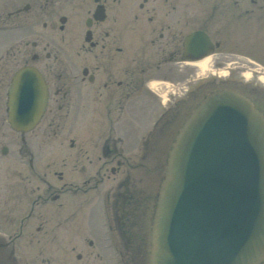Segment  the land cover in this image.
<instances>
[{
    "label": "flooded vegetation",
    "instance_id": "obj_1",
    "mask_svg": "<svg viewBox=\"0 0 264 264\" xmlns=\"http://www.w3.org/2000/svg\"><path fill=\"white\" fill-rule=\"evenodd\" d=\"M243 19L259 52L264 0H0V264H151L162 141L193 109L173 93L178 76L238 64L242 37L227 26ZM24 67L48 92L27 132L7 108ZM139 109L149 128L132 152ZM157 138L161 168L146 186L132 163L150 159Z\"/></svg>",
    "mask_w": 264,
    "mask_h": 264
},
{
    "label": "water",
    "instance_id": "obj_2",
    "mask_svg": "<svg viewBox=\"0 0 264 264\" xmlns=\"http://www.w3.org/2000/svg\"><path fill=\"white\" fill-rule=\"evenodd\" d=\"M38 72L9 92V122L30 131L46 106ZM153 264H260L264 259V115L230 91L208 94L180 130L161 185Z\"/></svg>",
    "mask_w": 264,
    "mask_h": 264
},
{
    "label": "rangeland",
    "instance_id": "obj_3",
    "mask_svg": "<svg viewBox=\"0 0 264 264\" xmlns=\"http://www.w3.org/2000/svg\"><path fill=\"white\" fill-rule=\"evenodd\" d=\"M229 26L230 25L227 26V30L228 32H232L233 41L235 40L236 32L241 34L239 36V39L240 37H242L241 38L242 44L240 42L239 43L241 44L240 46L242 47L239 48V50L243 58H241L238 64L237 63L219 64V65L211 64L209 66L210 70L205 72L206 74L205 76L207 77L204 78L203 80L202 79L198 80V76H197L198 74L200 78L202 77V74H200V69L198 67L192 68L194 80L196 81L194 82V84H197V83L203 84L202 82L205 83L208 81L209 82L208 84H211V87H214V88L215 87H228V88H233V89H236V88L244 89L242 84H249V86H257L258 88L264 89V34L263 32H260L259 34L260 39L257 45L259 52H255V50H253L255 49L254 48L255 42L254 40L252 42V37L250 36L251 35L250 23L243 19L241 25H239V28H234V27H229ZM239 43H237V45H239ZM213 73H215V75H213ZM218 74H220L221 77H219ZM185 77L186 75H183V73H181L178 76V80H179L178 84L179 83L180 84L179 85L177 84L178 85L177 91L179 94L184 93V89L187 87V85L183 83V81L186 82ZM224 82H227V83H224ZM208 84H204L203 87L207 88ZM102 93H106V92H102ZM163 93L164 92H162V94ZM243 93L250 95L251 97L253 96L251 92H243ZM138 102L139 101H135L132 99V102H131L132 109L139 107L140 103ZM134 104H136V107H134ZM262 105L264 106L263 103ZM140 109L134 113V118L131 116L132 126L130 128V137H129L127 146L129 150L132 152H138V149H139V143L137 140L138 136L141 135L144 130H148L149 128L148 127L149 124L144 119V114L142 113ZM174 130L173 131L171 130V132L168 135H166L165 138L163 137L164 140L162 141V145H161L163 150H165L166 147H169L170 141H171L170 137L173 136ZM61 136H64V132L61 134ZM166 139L168 142L166 141ZM160 143H161V140H159L158 138L153 142L150 155L152 154L154 148L156 150H155V154L152 155L150 159L148 158L147 161L136 159V160H133V163H132V164L137 165L136 168L143 169V170H136L137 171L136 173L141 174V176H143L144 184L146 186H150L153 183L154 176L156 175L155 169L161 168L160 160L158 157L161 153L160 151L161 147H159ZM143 163L148 165L150 170L145 169L146 167L143 166ZM164 170L165 168H163V172ZM3 196L5 197V194H3ZM11 204H13L12 199L8 202L9 207L11 206ZM0 207H2V202H0Z\"/></svg>",
    "mask_w": 264,
    "mask_h": 264
},
{
    "label": "bare ground",
    "instance_id": "obj_4",
    "mask_svg": "<svg viewBox=\"0 0 264 264\" xmlns=\"http://www.w3.org/2000/svg\"><path fill=\"white\" fill-rule=\"evenodd\" d=\"M210 64L206 61V62H203V63H200L197 65V67L201 70L200 72L204 73L208 70ZM157 85V84H155ZM153 85V86H155Z\"/></svg>",
    "mask_w": 264,
    "mask_h": 264
}]
</instances>
